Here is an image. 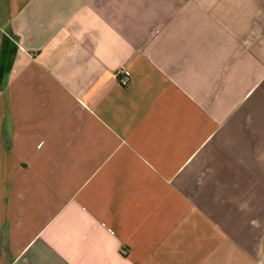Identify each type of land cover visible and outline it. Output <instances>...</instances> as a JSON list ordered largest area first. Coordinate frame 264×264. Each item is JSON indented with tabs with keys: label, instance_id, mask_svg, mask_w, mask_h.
Instances as JSON below:
<instances>
[{
	"label": "crops",
	"instance_id": "obj_1",
	"mask_svg": "<svg viewBox=\"0 0 264 264\" xmlns=\"http://www.w3.org/2000/svg\"><path fill=\"white\" fill-rule=\"evenodd\" d=\"M0 264H264V0H0Z\"/></svg>",
	"mask_w": 264,
	"mask_h": 264
},
{
	"label": "built area",
	"instance_id": "obj_2",
	"mask_svg": "<svg viewBox=\"0 0 264 264\" xmlns=\"http://www.w3.org/2000/svg\"><path fill=\"white\" fill-rule=\"evenodd\" d=\"M118 79L123 86H128L132 80L131 71L127 68L120 69L118 71Z\"/></svg>",
	"mask_w": 264,
	"mask_h": 264
}]
</instances>
